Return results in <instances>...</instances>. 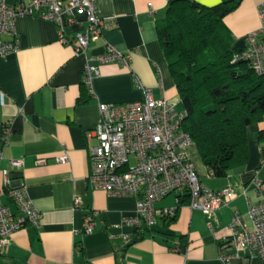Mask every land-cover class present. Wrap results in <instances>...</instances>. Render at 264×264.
<instances>
[{"label":"crops","instance_id":"crops-1","mask_svg":"<svg viewBox=\"0 0 264 264\" xmlns=\"http://www.w3.org/2000/svg\"><path fill=\"white\" fill-rule=\"evenodd\" d=\"M5 1L13 5L20 0ZM172 1L96 0V14L105 25L79 54L72 43L60 41L53 22L37 15L16 19L18 49L0 56V188L7 180L24 185L42 219L40 226L12 234L11 243L0 248V264H264L248 250L236 254L228 249L230 259L220 257L235 210L252 226L249 203L259 197L251 180L256 175L264 180V141L258 139L264 120L248 126V161L226 177L212 174L196 143L185 149L205 186L219 190L232 185L238 192L228 207L212 215V229L208 216L188 202L177 207L174 218L164 216V209L177 205L171 193L156 203V223L136 237L135 227L124 222L135 214L136 197L109 195L89 184L91 148L97 142L92 130L101 117V102L143 100L142 86L155 98L180 102L156 28ZM196 1L212 6L227 0ZM237 1L224 18L233 50L247 48L246 36L260 25L257 7L263 0ZM76 17L78 23L66 28L68 36L87 25L83 12ZM107 44L129 52V61L101 63L99 73L86 82L88 58L105 53ZM63 154L66 161L55 159ZM39 158L46 161L38 163ZM12 159H22L23 166H13ZM76 196L82 198L80 208L73 205ZM3 200L16 208L7 192ZM87 212L95 219L91 233L84 232Z\"/></svg>","mask_w":264,"mask_h":264},{"label":"built area","instance_id":"built-area-1","mask_svg":"<svg viewBox=\"0 0 264 264\" xmlns=\"http://www.w3.org/2000/svg\"><path fill=\"white\" fill-rule=\"evenodd\" d=\"M96 10V0H20L13 5L0 0V56L18 49L16 19L26 15H37L53 22L58 27L60 41L72 43L77 54L85 53L90 43L101 36L105 25ZM257 10L260 25L246 36L247 48L235 52L233 61L244 59L255 72L264 74V0L258 4ZM76 12L86 15L87 25L68 36L66 28L78 23ZM150 12L153 14L154 10ZM7 35L12 38L6 39ZM129 59V52L107 44L105 53L88 58L84 80L90 82L99 73L101 63H127ZM142 88L145 92L143 100L99 104L101 117L92 130L97 142L91 148L89 184L109 195L136 197L135 214L124 219L126 224L135 227L136 237L144 228L156 223L159 212L156 203L171 193L177 196V205L164 209V216L175 217L182 199L187 198L192 209H199L208 216V225L212 229V215L228 207L238 192L232 185L214 190L202 183L185 150L195 143L192 134L184 128L186 111L166 97H153L149 87ZM2 155L0 149V157ZM55 159L63 162L67 155ZM45 161L46 158L37 159L38 163ZM11 164L21 167L23 160L12 159ZM251 184L259 197L249 203L252 226L244 222L238 210L234 211L228 225L230 233L220 244V257L224 261L232 256L227 250L233 249L236 254L248 250L264 263V180L256 175ZM6 192L15 209L3 200ZM73 205L80 208L82 198L76 196ZM41 219L42 213L29 198L26 187L14 186L7 180L5 189L0 188V248L11 243L15 231L29 225L38 227ZM94 226V215L87 212L84 232L91 233Z\"/></svg>","mask_w":264,"mask_h":264},{"label":"trees","instance_id":"trees-1","mask_svg":"<svg viewBox=\"0 0 264 264\" xmlns=\"http://www.w3.org/2000/svg\"><path fill=\"white\" fill-rule=\"evenodd\" d=\"M237 5V0L212 6L173 0L164 17L156 20L186 111L184 128L216 177H226L248 161L247 128L264 120V74L244 59L233 61V54L242 49H232L233 37L224 18ZM258 139L264 141V130Z\"/></svg>","mask_w":264,"mask_h":264},{"label":"rangeland","instance_id":"rangeland-1","mask_svg":"<svg viewBox=\"0 0 264 264\" xmlns=\"http://www.w3.org/2000/svg\"><path fill=\"white\" fill-rule=\"evenodd\" d=\"M178 107H179V108H181V107H182V105H181V103H180V102L178 103ZM261 176H262V177L264 176V172L262 173V175H261Z\"/></svg>","mask_w":264,"mask_h":264},{"label":"water","instance_id":"water-1","mask_svg":"<svg viewBox=\"0 0 264 264\" xmlns=\"http://www.w3.org/2000/svg\"><path fill=\"white\" fill-rule=\"evenodd\" d=\"M181 248H184L183 246H181Z\"/></svg>","mask_w":264,"mask_h":264}]
</instances>
